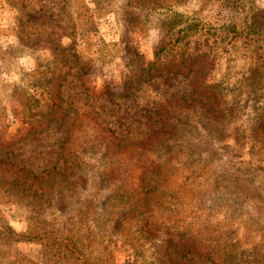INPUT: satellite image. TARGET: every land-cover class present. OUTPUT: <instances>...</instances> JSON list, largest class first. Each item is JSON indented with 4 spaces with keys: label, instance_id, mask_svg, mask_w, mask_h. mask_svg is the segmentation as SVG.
Returning <instances> with one entry per match:
<instances>
[{
    "label": "rangeland",
    "instance_id": "374dc122",
    "mask_svg": "<svg viewBox=\"0 0 264 264\" xmlns=\"http://www.w3.org/2000/svg\"><path fill=\"white\" fill-rule=\"evenodd\" d=\"M190 1L186 8L194 11L198 19L194 27L199 23L200 34L211 33L210 41L201 39L200 34L193 39L200 43L196 53H208L213 58L209 80L225 98L227 117L221 121L204 119L190 110L186 138L202 140L204 136L208 138V131L217 128L221 131V140L216 147L221 157L232 158L264 175V141L251 135L253 118L264 106V40L248 43L239 36L232 38L241 23L237 14L220 10L223 7L214 0ZM254 1L264 7V0ZM148 2L0 0V144L10 143L0 149V156L9 155L36 173L50 166L61 168L60 144L66 129H72L73 125L75 137L88 141L83 157L92 166L100 155L99 144L95 143L98 139L87 128L86 118L72 121L77 113L90 112L115 132L121 145L129 146L148 137L155 127L158 107L168 98L174 94L189 99L196 97L191 78L176 74L139 82L140 66L155 60V53L165 39V17L158 13L147 15ZM219 33L222 35L217 36ZM60 77L63 78L65 120L52 124L43 134L28 133L35 113L30 99H40L48 88V80ZM79 139L75 138L74 143ZM188 145L183 140L177 148V169L190 155ZM78 175L79 179L56 192L52 200L33 195V199L15 202L0 194V224L6 223L16 232H24L31 220H38L51 222L56 228L74 230L90 252L107 253L113 264H147L167 258L160 253L158 241L141 233L128 220L132 213L123 207L131 200L125 195L120 200L116 198L119 195L115 192L118 187L113 184L116 177L106 179L100 175L99 187H94L91 169ZM209 181L207 176L186 173L175 176L171 187L162 177L151 173L145 179V186L151 189L160 183L162 197L158 203L167 208L181 206L188 214L199 206L198 191ZM97 191L100 193L98 216L113 213L116 219L106 230L79 231L82 221L79 211L86 200L97 198ZM110 195L113 199H109ZM219 209L222 208L219 206ZM104 220V217L102 221L98 219L95 224L102 226ZM199 220L207 222L210 231L221 238L236 242L246 253L261 238L254 228L232 223L218 213L202 215ZM128 231L139 233L129 238ZM23 257L37 261L39 247L18 245L11 250L9 247L0 250V264H18L17 260ZM182 262L208 264L194 257Z\"/></svg>",
    "mask_w": 264,
    "mask_h": 264
},
{
    "label": "trees",
    "instance_id": "16d2710c",
    "mask_svg": "<svg viewBox=\"0 0 264 264\" xmlns=\"http://www.w3.org/2000/svg\"><path fill=\"white\" fill-rule=\"evenodd\" d=\"M214 1L223 7L220 10L237 14L241 20L238 32L234 31L232 38L239 36V39L248 43L264 40V7L257 6L254 0ZM191 2L149 0L146 14L158 13L165 17V39L155 53V60L140 66L138 80L149 82L171 74L191 78L192 91L196 97L189 99L174 94L168 98L158 107L155 127L150 130L148 137L129 146L121 145L115 132L90 112L77 113L72 121L86 118L85 122L89 123L87 128L98 139L95 143L99 144L97 152L100 155L95 158L96 164L90 166L84 160L83 152L88 149V141L80 140V136L75 137L72 125V129H66L60 144L63 155L61 168L55 165L36 173L9 155L0 156V194L13 198L15 202L33 199V195L47 196L52 200L56 192H61L66 185L79 179L80 171L91 169L94 187H99L100 175L106 179L116 177L113 183L118 187L115 192L119 195L116 198L120 200L125 195L131 200L123 207L129 208L132 213L128 220L134 222L132 226L141 233L143 231L158 241L160 253L167 256L165 260L156 259L147 264H184L182 261L189 257L208 264H264V175L232 158H222L216 147L221 140V131L217 128L208 131V138L204 136L202 140L188 141L186 138L190 110L204 119L221 121L227 117L225 98L209 80L213 58L208 53H196L200 43L193 38L200 34V29L199 23H196V27L193 25L198 20L194 11L186 8ZM220 35L222 33L217 34ZM199 37L210 41L211 33L203 32ZM47 83L48 88L40 99H30L35 109L33 123L28 131L30 134H43L52 124L65 120L63 78L49 79ZM261 110L253 118L255 125L251 135L253 139L264 141V106ZM75 138H80L77 143L73 141ZM183 140L189 143L186 148L190 155L183 166L177 169V148ZM9 144H0V149ZM151 173L162 177L171 187L175 176L181 177L186 173L197 177L207 176L210 181L202 191H198L199 206L186 214L187 210H181V206L167 208L158 203L162 197L160 183L151 189L145 186V179ZM95 194L97 198L86 200L79 211L82 213L79 231L106 230L116 219L113 213L101 218L98 216L100 193L97 191ZM109 199H113V196L110 195ZM219 206L222 209L218 210ZM213 213L224 215L232 223L254 228L261 235L260 241L256 242L250 253H246L236 242L221 238L210 231L207 222L199 220L202 215ZM103 217L102 226L95 224L98 219L102 221ZM135 233L128 231L126 236L131 238ZM84 242L74 230L56 228L47 221L31 220L24 232H16L6 223L0 224V250L8 247L11 250L18 245L39 247L37 261L23 257L17 260L18 264H113L109 262L107 253L95 255Z\"/></svg>",
    "mask_w": 264,
    "mask_h": 264
}]
</instances>
